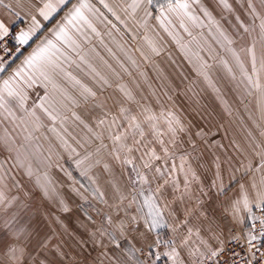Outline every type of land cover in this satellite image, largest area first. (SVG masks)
I'll use <instances>...</instances> for the list:
<instances>
[{"label": "rangeland", "instance_id": "374dc122", "mask_svg": "<svg viewBox=\"0 0 264 264\" xmlns=\"http://www.w3.org/2000/svg\"><path fill=\"white\" fill-rule=\"evenodd\" d=\"M171 1L156 2L159 6ZM201 2L198 13L181 17V26L182 36L198 40L202 48L188 49L187 57L176 48L182 57L168 55L154 64L125 65L141 68L150 78H131L143 74L126 73L125 79L110 80L109 87L124 88L126 104H141V110L154 117L161 136L171 133L174 148L183 147L189 154L203 151L207 163L209 147L218 146L222 160L236 161V178L255 172L264 178V0ZM109 109L104 128H66L59 143L31 144L26 154L20 149L26 145L13 144L0 152V264H169L159 254L170 242L162 226L159 235L165 242L144 250L146 254L118 237L124 232L118 222L124 209L123 193L117 190L120 161L131 160L126 166L132 190L124 198L135 201L136 196V211L145 218L150 192L138 191L143 186L138 179L140 171L149 169L139 167L136 158L153 146L147 135H153L154 128L134 121L133 108L123 113L124 122H118L117 112ZM161 115H167L166 120L155 122ZM73 135L76 143L69 142ZM117 136L121 140L114 139ZM219 137L221 142L213 144ZM134 141L148 148L141 145L135 150ZM121 143L134 151L121 149ZM108 182L116 190H108ZM131 213L130 208L124 211ZM146 220L151 223L153 218ZM205 237V231L199 230L192 241ZM184 251L181 245L173 246L174 264H184Z\"/></svg>", "mask_w": 264, "mask_h": 264}, {"label": "crops", "instance_id": "0c3cea01", "mask_svg": "<svg viewBox=\"0 0 264 264\" xmlns=\"http://www.w3.org/2000/svg\"><path fill=\"white\" fill-rule=\"evenodd\" d=\"M156 1L67 0L45 20L39 9L46 0H0V24L7 31L14 25H20L18 37L21 32L35 28L27 44H21L17 39L18 56L0 76V90H3L4 81H10L12 88L19 93L9 97L3 92L0 152L9 150L13 144L26 145V148H20L26 154L31 144L59 143L62 129L66 128L82 125L85 129L93 126L104 128L110 107L117 112L118 122H124L123 113L133 108L134 121L138 119L144 127L154 128L153 135H147V138L150 142L152 139L151 148H155L160 159L149 161V167L143 168L149 171L139 172L138 181L143 186L138 191L148 189L150 196L155 198L160 216L154 225L153 220L151 223L146 220V216L154 218L150 209H146L145 218L137 213L136 196L135 201L124 198L132 190V184L123 159L120 161L123 165L119 169L117 190L123 193L120 200L124 209L118 222L124 236L118 237L126 239L132 249L143 252L150 247L155 248L156 244L161 247L158 243L165 242L159 235L162 226L167 233L166 241L170 242L159 254L164 255L169 264H174L171 250L174 245H181L187 256L182 263L199 264L202 257L223 248L231 236V229L245 223L247 209L264 205V178L257 172L244 173V178H236V161L230 158L222 160L218 146L209 147L207 163L203 151L189 154L183 147L174 148L171 133L170 136H161L159 132L162 131L153 122L154 117L142 111L141 104H126L124 88L109 87L110 80L125 79L126 73L143 74L132 75L131 78H150L141 68H126L125 65L154 64L161 62L158 58H167L168 55L182 57L175 53L176 48H182L181 52L186 57L188 49L202 48L198 40L182 36L185 29L181 26V17L185 13L199 12L201 0H173L159 6L161 2ZM82 2L88 5L82 10L87 22L78 20L68 24L69 15ZM179 4H187L188 7L181 8ZM33 17L39 27L34 25ZM172 25L174 29L169 28ZM61 27L65 28L66 36L58 40L56 33ZM2 35L0 31V37ZM49 40L56 44L58 51L53 58L54 65L45 70V78L25 61ZM166 49L169 51H164ZM98 95L103 99L96 97ZM114 97H117L116 105ZM78 113H84L81 115L82 124L77 123ZM166 117L161 115L155 122L165 121ZM150 124L152 126L149 127ZM163 133H167L166 128ZM158 140L165 142L167 155ZM69 142L76 143V135L70 137ZM219 142L220 137L213 144ZM24 158L27 159L26 156ZM136 160L141 167L148 157L142 153ZM107 184L108 190H116L112 183ZM129 208L132 213L125 215L124 211ZM131 225L132 232L129 231ZM199 230L205 231L206 237L203 241L193 242ZM195 255L197 257L193 258Z\"/></svg>", "mask_w": 264, "mask_h": 264}, {"label": "built area", "instance_id": "2783aa9c", "mask_svg": "<svg viewBox=\"0 0 264 264\" xmlns=\"http://www.w3.org/2000/svg\"><path fill=\"white\" fill-rule=\"evenodd\" d=\"M20 29V25H14L0 37V76L18 56ZM230 232L223 248L200 264H264V205L250 208L245 223Z\"/></svg>", "mask_w": 264, "mask_h": 264}, {"label": "snow or ice", "instance_id": "6c2138e0", "mask_svg": "<svg viewBox=\"0 0 264 264\" xmlns=\"http://www.w3.org/2000/svg\"><path fill=\"white\" fill-rule=\"evenodd\" d=\"M67 0H46L44 3L43 7L39 9L40 15L44 17L45 20L49 19V17L58 11L60 5L66 4ZM88 5L85 3H81L79 7H75L72 13L69 15L67 19L68 24H73L75 21L78 20H84L86 21V17L83 14V9L87 8ZM179 7L181 8H187V4H179ZM33 23L36 27H39V25L35 21V17H33ZM262 28H264V24H262ZM0 31L3 32L4 35L7 34V28L4 27L3 24H0ZM35 28H33L29 32H21L20 35L17 37L19 43L21 44H27L29 39H31V36L34 34ZM66 36V30L64 27L60 28V31L56 33V38L58 40L62 39L63 37ZM58 49L56 48V44L52 41L49 40L47 41L44 45L38 47L31 56H29L25 63L29 65L30 67L35 68L37 71L40 72L41 75H44L45 78H47L46 75V69L49 66L54 65V60L53 58L56 55V52ZM253 64L255 68V56L253 55ZM2 70V69H0ZM19 75V73H17ZM258 86V85H257ZM3 92H6L9 97L14 96V95H19L17 91H15L11 84L10 81H4V86L3 90H0V107L3 106V101H4V95ZM114 139L117 141L121 140V137L117 136ZM158 143L160 144V147L162 151L164 152L165 155L168 154V148L165 146V142L163 140H158ZM135 150H139V147L142 145L141 141H134ZM144 148H148V145H142ZM120 148L123 150H126L128 153H132L134 151V147H130L125 143H121ZM145 155L148 157V161L152 160H158L160 159V156L157 154L155 148H150ZM143 158V157H142ZM145 162V167H149V162ZM125 163H131V160L126 159ZM159 171V170H158ZM3 198V193H0V199ZM146 203L148 204V207L150 208V214L154 216L153 218V224H157V217L160 216V211L158 205L155 203V198L153 196H150L147 198ZM245 207H247V199L245 197L244 200ZM215 255V253H213Z\"/></svg>", "mask_w": 264, "mask_h": 264}]
</instances>
